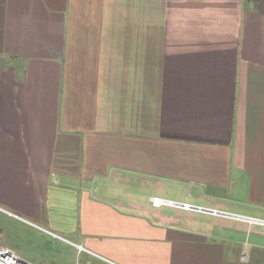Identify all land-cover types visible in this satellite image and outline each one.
<instances>
[{"label": "crops", "instance_id": "1", "mask_svg": "<svg viewBox=\"0 0 264 264\" xmlns=\"http://www.w3.org/2000/svg\"><path fill=\"white\" fill-rule=\"evenodd\" d=\"M194 206L264 220V0H0V245L263 264L264 223Z\"/></svg>", "mask_w": 264, "mask_h": 264}, {"label": "built area", "instance_id": "2", "mask_svg": "<svg viewBox=\"0 0 264 264\" xmlns=\"http://www.w3.org/2000/svg\"><path fill=\"white\" fill-rule=\"evenodd\" d=\"M151 201L153 205H156V206H159L164 203L172 204L171 201H164L158 197H153ZM181 207L186 210H189L192 208V206L189 203H182ZM0 264H31V263L17 256L7 247L0 245Z\"/></svg>", "mask_w": 264, "mask_h": 264}, {"label": "rangeland", "instance_id": "3", "mask_svg": "<svg viewBox=\"0 0 264 264\" xmlns=\"http://www.w3.org/2000/svg\"><path fill=\"white\" fill-rule=\"evenodd\" d=\"M184 219H185V221H184ZM187 218L186 217H182V219L179 221V224L182 226V227H190V228H196L197 226L196 225H194V224H192V221L191 220H189L188 219V221L186 220ZM239 235H240V238L243 240L239 245L240 246H238V247H240L239 249H249V248H251V247H248L247 246V241H248V243H249V239L251 240V237H252V235L250 234V232H240V233H238ZM237 262V261H236Z\"/></svg>", "mask_w": 264, "mask_h": 264}, {"label": "water", "instance_id": "4", "mask_svg": "<svg viewBox=\"0 0 264 264\" xmlns=\"http://www.w3.org/2000/svg\"><path fill=\"white\" fill-rule=\"evenodd\" d=\"M172 204L178 205V206L181 205V203H175V202H172ZM193 208L197 209V210H200V211H204V212L217 213L219 215H225V216H229V217L239 218V219H243V220H246V221H254V222L264 223V220L255 219V218H252V217H246V216L236 215V214L222 212V211H215V210H212V209L201 208V207H196V206H194Z\"/></svg>", "mask_w": 264, "mask_h": 264}]
</instances>
